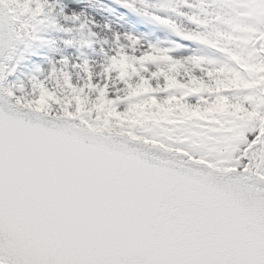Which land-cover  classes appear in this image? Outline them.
Here are the masks:
<instances>
[{
    "label": "snow or ice",
    "instance_id": "6c2138e0",
    "mask_svg": "<svg viewBox=\"0 0 264 264\" xmlns=\"http://www.w3.org/2000/svg\"><path fill=\"white\" fill-rule=\"evenodd\" d=\"M0 264H264V0H0Z\"/></svg>",
    "mask_w": 264,
    "mask_h": 264
},
{
    "label": "rangeland",
    "instance_id": "374dc122",
    "mask_svg": "<svg viewBox=\"0 0 264 264\" xmlns=\"http://www.w3.org/2000/svg\"><path fill=\"white\" fill-rule=\"evenodd\" d=\"M105 2H109V0H105ZM115 7V6H113ZM126 13V10L118 9L117 10V16L124 15ZM115 19V17H113ZM121 23H125L126 25H135L138 29L142 31H147V26L140 23L134 16L131 14L125 15L124 20L121 21Z\"/></svg>",
    "mask_w": 264,
    "mask_h": 264
}]
</instances>
